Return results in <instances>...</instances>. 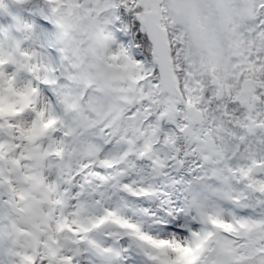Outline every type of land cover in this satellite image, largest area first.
Returning a JSON list of instances; mask_svg holds the SVG:
<instances>
[{
    "label": "snow or ice",
    "instance_id": "snow-or-ice-1",
    "mask_svg": "<svg viewBox=\"0 0 264 264\" xmlns=\"http://www.w3.org/2000/svg\"><path fill=\"white\" fill-rule=\"evenodd\" d=\"M0 264H264V0H0Z\"/></svg>",
    "mask_w": 264,
    "mask_h": 264
}]
</instances>
